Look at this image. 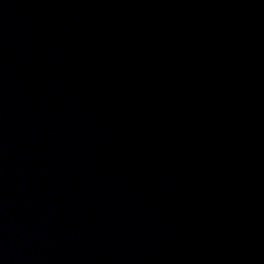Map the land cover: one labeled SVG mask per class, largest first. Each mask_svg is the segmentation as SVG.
Segmentation results:
<instances>
[{
  "label": "water",
  "instance_id": "95a60500",
  "mask_svg": "<svg viewBox=\"0 0 264 264\" xmlns=\"http://www.w3.org/2000/svg\"><path fill=\"white\" fill-rule=\"evenodd\" d=\"M0 264H264V0H0Z\"/></svg>",
  "mask_w": 264,
  "mask_h": 264
}]
</instances>
